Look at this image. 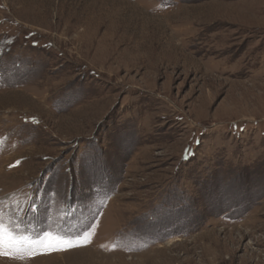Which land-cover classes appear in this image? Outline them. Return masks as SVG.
I'll use <instances>...</instances> for the list:
<instances>
[{
  "label": "rangeland",
  "instance_id": "obj_1",
  "mask_svg": "<svg viewBox=\"0 0 264 264\" xmlns=\"http://www.w3.org/2000/svg\"><path fill=\"white\" fill-rule=\"evenodd\" d=\"M0 18V86L37 85L0 113V264H264V0H0ZM137 140L92 228L63 238L67 181Z\"/></svg>",
  "mask_w": 264,
  "mask_h": 264
},
{
  "label": "trees",
  "instance_id": "obj_2",
  "mask_svg": "<svg viewBox=\"0 0 264 264\" xmlns=\"http://www.w3.org/2000/svg\"><path fill=\"white\" fill-rule=\"evenodd\" d=\"M173 1V0H172ZM130 125L128 123H123L117 130L120 131L121 137L116 138L115 142L123 143L125 142V139L128 137V134L131 135L129 131ZM128 139H132V137H129ZM140 144V141L138 140L135 142V144L130 143L128 145H119V150L117 152H113L109 156L106 157V163L107 165L102 167L99 166V162L97 161L96 157H94L93 165L83 166V169L80 173L84 174L83 178H70V181H67L69 184V195L65 197L64 195L62 198L67 199V203L70 206L71 209H76L80 207L73 215L72 217H69L66 221H64L63 227H67L70 229V236L65 235V233L62 235L63 238L69 237L77 238L82 237L85 234V230H90L91 228L87 229L88 227H84V224L92 225L94 224L93 221L97 220L100 216V213L102 212L104 206L103 204L108 200V198L113 195L115 186L117 184L118 178L115 176L108 177L112 170V166L116 165L115 167V173L117 174V171H119V168H121L125 162L127 161V158L130 157V154L132 152V147H137ZM126 147V152L123 156H120L119 153L121 151H124L123 148ZM94 149V147H92ZM103 153L102 155H104ZM112 161V162H111ZM193 185L200 186V183L198 181H194ZM207 188H218L219 191H223L225 189V184L221 182L218 178H214L213 181L210 182V184H204L203 187ZM177 196L178 194H173ZM189 199V198H188ZM171 201H168V206H174V201L172 199H169ZM178 201L184 203L186 205V208L184 209V213L181 215L183 218L182 221L185 222L187 228L190 231H193L196 228H200L203 226L205 219V215L197 214L195 204L193 205H187V199L183 200L182 198H179ZM200 207L205 208V211L209 209L212 214L209 215V217H220L222 216L223 212L220 210V204L213 203L210 200V196L204 195L201 197L199 201ZM177 206V205H176ZM175 206V207H176ZM215 206V208H214ZM41 209L45 213H47L50 209L47 208L46 204H43ZM214 212L213 214V211ZM186 213V214H185ZM168 218V217H167ZM167 218H163L162 216H156V222H153L154 224H157L159 221V224H165L167 223ZM63 222V221H62ZM93 222V224H92ZM151 222V223H152ZM170 222V221H169ZM196 224V226H194ZM35 228V227H34ZM44 233V232H43Z\"/></svg>",
  "mask_w": 264,
  "mask_h": 264
},
{
  "label": "crops",
  "instance_id": "obj_3",
  "mask_svg": "<svg viewBox=\"0 0 264 264\" xmlns=\"http://www.w3.org/2000/svg\"><path fill=\"white\" fill-rule=\"evenodd\" d=\"M2 19L3 18H0V34L4 35L3 40L8 43V42H10V40L12 38H14V35H13L14 32H13V29L10 27V26H12V24L1 26V24L4 22V20L2 21ZM15 26H17V25H14V27ZM3 40L1 41V43H3ZM37 43L38 42H35V41L31 42L32 46H37ZM7 50H8V48L7 49L3 48L2 45L0 44V56L1 57H5L4 56L5 51H7ZM37 79L36 80L39 81L40 77ZM14 82L11 84L4 83L3 87L0 86V105L4 104V106H5L2 108L0 107V113H4V114L16 113V111H12V110H15V108L8 107V105L5 102L15 103L17 100L21 99L23 96H26L27 94H29V93H27V90H29V88H28L29 86L33 87V90L35 89L34 91H37V89H36L37 85L36 84L31 85V84L21 82V81H20V83H17L16 81H14ZM9 117H11V116H9Z\"/></svg>",
  "mask_w": 264,
  "mask_h": 264
},
{
  "label": "snow or ice",
  "instance_id": "obj_4",
  "mask_svg": "<svg viewBox=\"0 0 264 264\" xmlns=\"http://www.w3.org/2000/svg\"><path fill=\"white\" fill-rule=\"evenodd\" d=\"M36 123H39V121H36ZM185 158H188L187 156ZM5 229L2 223H0V254L8 255V252L5 251ZM63 243V241L56 239L54 243H49V248H54L57 244ZM18 244V241L15 240V238L9 233L8 239H7V246L8 249L11 250L12 248L16 247ZM71 243L68 244V247H72Z\"/></svg>",
  "mask_w": 264,
  "mask_h": 264
}]
</instances>
